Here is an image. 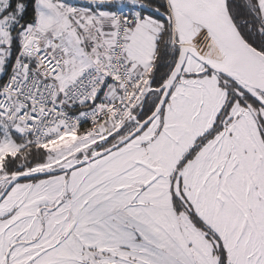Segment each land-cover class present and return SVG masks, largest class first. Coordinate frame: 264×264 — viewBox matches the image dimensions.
<instances>
[{
	"label": "snow or ice",
	"instance_id": "snow-or-ice-1",
	"mask_svg": "<svg viewBox=\"0 0 264 264\" xmlns=\"http://www.w3.org/2000/svg\"><path fill=\"white\" fill-rule=\"evenodd\" d=\"M0 264H264V0H0Z\"/></svg>",
	"mask_w": 264,
	"mask_h": 264
}]
</instances>
